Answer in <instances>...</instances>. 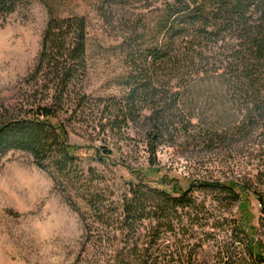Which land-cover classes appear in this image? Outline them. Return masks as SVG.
I'll return each mask as SVG.
<instances>
[{
  "label": "rangeland",
  "instance_id": "obj_1",
  "mask_svg": "<svg viewBox=\"0 0 264 264\" xmlns=\"http://www.w3.org/2000/svg\"><path fill=\"white\" fill-rule=\"evenodd\" d=\"M159 2L130 0L126 5H112L110 0H26L0 18V122L26 115L30 109L32 89L25 78L36 65L48 20L84 17L87 50L82 91L89 102L82 112L71 115L72 107L53 122L63 126L76 163L90 169L91 184L111 200L119 199L127 184L140 180L167 190L192 187L197 201L208 210L203 225L194 230L200 236L202 232L214 234L203 242L199 259L214 264L219 240L229 235V219L239 220L264 244V206L253 194L264 193V175L247 183L249 193L236 202L220 190L195 185L204 180L235 181L264 166V122L218 141L211 131L218 125L227 129V114L233 108L230 96L216 94L208 86L185 88L175 80L173 86L165 87L163 78L154 90L133 99L136 112L126 130L110 125L114 109L124 106L129 97L125 81L130 72L135 75L133 59L139 51L147 52L146 44L135 37L142 34L135 19L159 7ZM147 34L148 29L146 41ZM202 58L211 63L224 61L227 52L218 43ZM109 104L113 108L103 112ZM219 110L222 115L216 117ZM151 111L161 116L162 135L156 139L148 134L155 122L149 118ZM120 121L121 116L118 125ZM76 207L28 151H6L0 161V264H95L97 245L85 240L84 202L80 200ZM173 241L166 234L160 243L174 248Z\"/></svg>",
  "mask_w": 264,
  "mask_h": 264
},
{
  "label": "trees",
  "instance_id": "obj_2",
  "mask_svg": "<svg viewBox=\"0 0 264 264\" xmlns=\"http://www.w3.org/2000/svg\"><path fill=\"white\" fill-rule=\"evenodd\" d=\"M25 1L0 0V18ZM110 2L126 5L130 0ZM135 24L142 32L135 37L146 44L147 52L139 51L132 61L135 75L130 72L125 81L129 97L124 106L118 104L120 108L114 109L116 114L109 121L112 127L126 130L136 112L133 99L154 90L163 78L165 87L173 86L175 80L185 88L208 86L216 94L230 96L233 108L227 114V129L218 125L211 131L218 141L264 122V0H160L159 7L149 9L148 14L139 13ZM218 43L224 45L227 58L213 63L204 60L202 56ZM86 50L84 17L48 20L36 65L25 78L32 89L30 109L26 115L0 122V161L10 149L26 150L39 167L49 171L73 208L78 209L80 200L84 202L85 240L97 245L95 264H209L199 255L204 251L203 242L214 234L202 232L200 236L194 230L203 225L208 210L204 202L197 201L192 187L167 190L140 180L127 184L115 201L91 184L90 169L76 163L63 126L53 121L72 107L71 115L82 112L89 102L82 91ZM111 108V104L105 105L102 111ZM221 115L220 110L215 114ZM119 116L122 126L117 124ZM149 118L155 122L148 134L156 139L162 135L161 116L151 111ZM262 175L264 166L235 181L204 180L195 186L220 190L236 202L249 193L246 184ZM253 194L264 206V193ZM228 224L229 235L219 240L214 264H264V244L255 239L253 231L249 233L239 220L229 219ZM166 234L174 237V248L160 243Z\"/></svg>",
  "mask_w": 264,
  "mask_h": 264
}]
</instances>
